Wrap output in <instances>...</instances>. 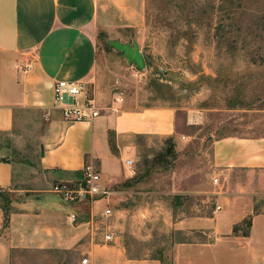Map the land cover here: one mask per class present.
<instances>
[{"label":"crops","instance_id":"0c3cea01","mask_svg":"<svg viewBox=\"0 0 264 264\" xmlns=\"http://www.w3.org/2000/svg\"><path fill=\"white\" fill-rule=\"evenodd\" d=\"M146 6L147 0H0V133L17 150L29 144L40 150L27 163L0 159V188L13 193L6 226L0 204V264H82L84 257L87 264H264V212L251 217L248 233H239L234 227L247 213L219 210L204 220L213 241L182 240L165 257L135 259L119 238L109 241L95 232L93 219L79 220L81 204L52 192L54 183L79 178L90 162L106 185L120 182L130 156L126 139L176 132V110L136 104L140 84L128 82L99 55V31L131 43L124 31L145 25ZM61 79L88 82L105 107L102 114L90 122L67 121L55 100ZM117 85L124 92L121 102L113 97ZM213 161L226 174L264 171V136L220 137ZM171 224L190 233L199 223L187 217Z\"/></svg>","mask_w":264,"mask_h":264},{"label":"rangeland","instance_id":"374dc122","mask_svg":"<svg viewBox=\"0 0 264 264\" xmlns=\"http://www.w3.org/2000/svg\"><path fill=\"white\" fill-rule=\"evenodd\" d=\"M124 33L139 43L147 67L130 64L104 30L98 34L101 61L140 84L136 104L174 108L176 132L126 139L123 180L108 183V195L73 202L81 204L79 220L93 219L95 232L112 233L135 259L162 258L182 240L213 241L204 220L220 214L217 205L247 213L234 232L248 233L251 217L264 212V171L223 173L214 165L213 146L228 135L264 136V0H147L145 25ZM39 154L31 144L13 148L10 136L0 133V157L27 163ZM106 208L112 214L105 215ZM187 217L199 223L193 232L173 228L172 220Z\"/></svg>","mask_w":264,"mask_h":264},{"label":"built area","instance_id":"2783aa9c","mask_svg":"<svg viewBox=\"0 0 264 264\" xmlns=\"http://www.w3.org/2000/svg\"><path fill=\"white\" fill-rule=\"evenodd\" d=\"M30 66H28L29 68ZM88 82L79 80L61 79L56 81L54 85L55 100L61 109L63 116L69 122L75 121H92L102 114L105 107L101 106L96 96L89 91ZM123 90L114 91V100L121 102L124 100ZM114 110L117 107L111 106ZM125 164L133 173L134 161L130 158L125 160ZM214 182L219 183L220 177H214ZM52 192L60 195L67 201L77 202L83 201L86 197H102L111 193L109 187L104 183L102 171L97 164L90 162L85 165L83 177L79 181L67 182L59 181L53 184ZM222 205H217V210H221ZM103 213L105 215L112 214L111 208H106ZM74 220L77 215L73 214ZM107 240H113L112 233H107ZM88 257L82 259V264H87Z\"/></svg>","mask_w":264,"mask_h":264},{"label":"water","instance_id":"95a60500","mask_svg":"<svg viewBox=\"0 0 264 264\" xmlns=\"http://www.w3.org/2000/svg\"><path fill=\"white\" fill-rule=\"evenodd\" d=\"M108 42L116 50L122 52L130 64H135L139 69L147 67L145 56L138 42H122L118 39H111Z\"/></svg>","mask_w":264,"mask_h":264},{"label":"trees","instance_id":"16d2710c","mask_svg":"<svg viewBox=\"0 0 264 264\" xmlns=\"http://www.w3.org/2000/svg\"><path fill=\"white\" fill-rule=\"evenodd\" d=\"M110 142H111V147L115 149V141L113 137L110 138ZM0 159H2V157H0ZM12 202H13V193L8 189L0 188V204L4 210L5 226L9 223L10 215L11 212L13 211ZM76 219H78V217Z\"/></svg>","mask_w":264,"mask_h":264}]
</instances>
